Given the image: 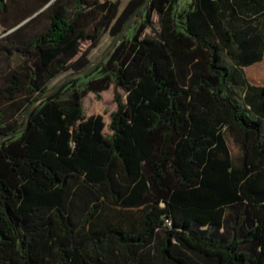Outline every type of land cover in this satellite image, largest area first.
Here are the masks:
<instances>
[{
  "label": "trees",
  "instance_id": "obj_1",
  "mask_svg": "<svg viewBox=\"0 0 264 264\" xmlns=\"http://www.w3.org/2000/svg\"><path fill=\"white\" fill-rule=\"evenodd\" d=\"M145 1L18 9L8 37L45 22L0 87V137ZM263 57L264 0H152L99 68L0 142V264H264V86L245 71ZM112 84L126 100L107 134L83 100Z\"/></svg>",
  "mask_w": 264,
  "mask_h": 264
},
{
  "label": "rangeland",
  "instance_id": "obj_2",
  "mask_svg": "<svg viewBox=\"0 0 264 264\" xmlns=\"http://www.w3.org/2000/svg\"><path fill=\"white\" fill-rule=\"evenodd\" d=\"M34 0H7L9 7V12L7 14L0 12V87L5 84V76L13 70V68L23 61V57L20 54H26V56H32V46L28 44V39L37 33L45 22V19L38 21L31 26L24 29V36L22 40L8 37L7 34L12 30L17 28V19L15 17L18 9L30 6ZM129 0H122V6H124ZM155 27L159 28V18L158 15H154ZM5 28H9L5 30ZM147 33L153 34L152 28L147 29ZM114 36L107 32L101 43L93 48L90 53V57L93 61L98 59V57L106 50L109 44L113 41ZM22 49L20 52L18 50ZM246 75L249 81L253 84L264 86V57L261 61L245 67ZM65 74H61L52 81V85L58 84L64 78ZM119 91L122 94L123 100H126V91L123 88H117L115 84H112L109 89L104 90L100 93L90 92L84 97V108L87 116L92 114H102L106 122L105 133L112 134L109 128L111 122V114L119 106V101L116 97V92ZM88 96H92V100L100 104L98 108L91 110V102H86ZM23 98H19L17 103H20ZM13 104H6L3 107L8 109H16L15 106H10ZM24 105H21L17 109L15 118L19 120L23 114ZM230 145L235 155L239 154V149L237 145L230 139Z\"/></svg>",
  "mask_w": 264,
  "mask_h": 264
},
{
  "label": "water",
  "instance_id": "obj_3",
  "mask_svg": "<svg viewBox=\"0 0 264 264\" xmlns=\"http://www.w3.org/2000/svg\"><path fill=\"white\" fill-rule=\"evenodd\" d=\"M152 0H146L140 7L139 9H137V11L134 13V15L127 21V23L124 25V27L120 30V32L114 37L113 41L109 44V46L106 48V50L98 57V59H96L95 61H93L90 65H88L87 67H85L84 69L80 70V71H74L72 73H70L69 75H67L65 78H63L61 80L60 83H58L55 87L51 88L49 91H47L46 93H44L43 95H41L38 99H36L31 105L30 108L28 110V115H27V120L26 123L21 126L20 128L5 134L3 136L0 137V142L3 141L4 139L19 134L21 132H23L26 128L27 125L29 123V120L33 114V111L35 109V107L40 104L42 101H44L45 99H47L51 94L61 90L71 79L89 73L97 68L100 67V65L108 58V56L111 54V52L113 51V49L116 47V45L120 42V40L124 37V35L129 31L130 27L132 26V24L135 22V20L138 18L139 16V11L146 9L148 7V5L150 4Z\"/></svg>",
  "mask_w": 264,
  "mask_h": 264
}]
</instances>
